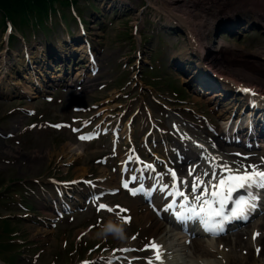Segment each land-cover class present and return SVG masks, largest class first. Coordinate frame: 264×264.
<instances>
[{
    "label": "rangeland",
    "instance_id": "374dc122",
    "mask_svg": "<svg viewBox=\"0 0 264 264\" xmlns=\"http://www.w3.org/2000/svg\"><path fill=\"white\" fill-rule=\"evenodd\" d=\"M132 4L136 6L137 8H142L143 5L147 3H151L153 5L152 8H147L146 11L143 12V17L148 19H152L153 16L156 14L155 8L159 6L158 3L154 2H149L148 0H141L138 2V0H132ZM172 0H168V3H171ZM91 3L97 4L94 0H88L84 2L80 1L78 4V10H82L83 14L87 16L88 20H92L90 17V14H92V9L90 8ZM205 4V1H195L191 5V8L195 11L199 10L201 6ZM173 5V4H172ZM252 3L250 1H245V0H239L237 2V5H230L222 8L215 9L214 11H210V19L212 22H218L222 19L224 20H235L236 18H248L250 21L252 20L253 22H258L259 20L256 18V14L253 13V11L249 8L251 7ZM162 7V6H161ZM165 8V7H162ZM126 10H129V12ZM124 14H128L125 16L126 19H131L133 18L134 14L137 12L132 11V9L125 8ZM218 13H221L217 15ZM175 14H178L177 12ZM107 15V14H105ZM161 15V14H159ZM180 15V14H178ZM181 16V15H180ZM157 18V17H155ZM27 16L22 18V20L17 19L19 23L26 22ZM185 19V17H184ZM59 20V18H58ZM186 20V19H185ZM258 20V21H257ZM124 22L122 18H118V23L116 24L118 27H121V24ZM193 23H197L198 19L192 18ZM65 22L69 25L70 21L68 19L65 20ZM59 24H55L54 28V33L58 36V38H62V36H65V31L64 27H62L61 23L58 22ZM16 24V23H15ZM205 24V23H204ZM257 24H263V23H257ZM91 26V28L94 26L96 28H100V25L98 23H91L88 25V27ZM116 27H111L107 28L109 32H102L103 36L100 38L99 42L103 43V50L106 53L105 56L108 58L114 57V59L117 58V54L120 52V57L125 53V51L131 49L132 45L136 43V40H127L130 41L129 44L125 47L124 44L126 42L122 39L125 37H121V39H118L119 41H122V46L118 49L119 52H117L112 45V39H115L116 32L118 31L119 28ZM16 27V25H15ZM17 29V28H16ZM30 29V28H29ZM18 30V29H17ZM23 32L27 31V26L22 29ZM68 30L71 31V35H75V38L78 37V32L77 29L75 28L74 24H71V28ZM104 30V28H102ZM263 34H264V29ZM4 33V25L0 23V54L3 52L4 45H5V35ZM115 33L114 35H112ZM163 35H167V28L163 30ZM40 34V33H39ZM245 36L241 39H237V36H224L222 34H218L217 37H223L224 39H221L222 43V49L220 50V53L222 54L221 58L224 59L228 63H234V65H238L237 67H246L250 66L252 64L253 66H259L258 61L256 58L260 59L259 57L254 56L258 55V53H263L264 52V35L259 34L255 30H249L246 33H243ZM42 35V34H41ZM124 35V34H123ZM115 36V37H114ZM126 37H129V35H126ZM148 35H145L146 41L148 40ZM40 39H42V36H39ZM117 38V37H116ZM147 38V39H146ZM169 39L175 44L174 38L169 35ZM15 42L13 43V46L15 47ZM116 44H119L118 42ZM11 47V45L9 44ZM150 44L146 45V48H149ZM173 50H166L164 54L159 55V59L162 62V68L160 71L157 69L153 71L152 74H150L149 77H156L160 76L162 79L160 82L156 83L154 86L160 87L162 89H167V88H172V90L176 92L183 93L187 99H192L191 96H187L186 92L191 95L190 92H188L187 87L188 86H182L179 80V75L174 71L173 68L169 67V64L164 65L168 59V57L176 53L175 55L178 58L186 60L187 67L191 66L189 65L188 61H194L195 59L191 57H184L186 54L185 49L183 48V43L180 44H175V46H172ZM122 51V52H121ZM111 52H114L112 55L109 54ZM131 56V55H130ZM155 58V57H154ZM17 58H15V61ZM14 61V62H15ZM166 61V62H165ZM206 60L203 62L205 63ZM205 66H209V64H204ZM246 65V66H245ZM214 69V68H212ZM217 71V69H215ZM8 76H13L15 78V74L8 73ZM174 88V89H173ZM181 89H184L185 92ZM89 94V95H87ZM101 94L95 93V91H89V93H81V101L79 104H86L92 102L93 99H97L100 97ZM13 103V101H11ZM10 102H5L4 100H0V129H5L6 132L9 131L11 127H15L17 125L19 126H25L29 122L33 121L32 119H25L21 114H18L16 118H6L4 119V114L6 113V110L8 111L14 106H17L15 103L11 104ZM68 103H71V97L64 103L62 104L59 108H55L53 106H49V113L47 114L48 119H53V120H65L68 117L69 114V105ZM10 132V131H9ZM15 135V138L13 141L18 142L20 140V145L18 147L14 145H9L13 144L12 141L7 140V147H4L6 149V152L11 153L13 155L12 159L15 160V163L13 165H4L0 163V217L1 218H7V214L9 213L10 210H14V208H8V211L6 210V207L8 206V199L5 196H10L11 193L16 192L19 193L20 195L22 194V189L24 188L23 183L16 184L17 181L20 180H27L29 178H37L41 177L44 173L46 172H51L52 168L55 166V158L57 157V150L65 144H59L58 141L56 140V137L54 135H48V134H42L40 136H34L33 134H30L29 136L25 135L21 137V132L18 129H15L14 132H12ZM67 140V139H66ZM68 141V140H67ZM68 143V142H66ZM48 150L51 155L48 158H45L46 155H44L46 152L45 150ZM4 152V149L0 147V157H4L5 155L2 154ZM39 156V157H38ZM9 159V158H8ZM10 160V159H9ZM10 163L12 161L10 160ZM22 212V211H21ZM11 222H8L9 227L11 229H15L19 232H21L22 235V240L23 239H29L35 235H37L34 227L29 226L26 222L20 221L18 219L11 218ZM0 226H4V222H0ZM244 236V235H243ZM8 239V238H7ZM5 237L3 236L0 239V253L2 254L1 259L5 262H8L9 260H12L14 264H26L25 260H21L20 257L17 256L18 250H21L22 244L19 246V244L13 243L10 245V242L7 241ZM53 245L55 248L52 247V251H56L59 249V244H60V238H53ZM47 248L48 245H44V248ZM28 248L25 250L27 251ZM51 251V252H52ZM4 252V253H2ZM52 254V253H50ZM251 255L247 256L250 257ZM11 257V259L8 260V258ZM9 263V262H8ZM12 263V264H13ZM256 264V263H255Z\"/></svg>",
    "mask_w": 264,
    "mask_h": 264
},
{
    "label": "bare ground",
    "instance_id": "6f19581e",
    "mask_svg": "<svg viewBox=\"0 0 264 264\" xmlns=\"http://www.w3.org/2000/svg\"><path fill=\"white\" fill-rule=\"evenodd\" d=\"M114 0H99L98 1V5H100L101 7L106 6V5H110V4H115L113 3ZM119 1V0H117ZM122 3L120 2V6H124V5H128L129 2L127 0H121ZM153 1V0H152ZM159 6H158V11L157 14L160 12L161 10V14L167 18H171L172 22L175 21V19H177L178 16L175 13L177 12L178 14H180L181 16L186 18H189L188 16H191L194 19H198L197 23H202V21L206 20L207 17H209L210 15L206 14L203 9H199L197 11L191 9V4L195 3V1H205V10L210 12L218 7L222 8V7H226L229 6V4L231 5H237V2L239 0H172L171 3H168V0H155ZM250 2L252 3L251 7L249 8V10L251 9L253 11L254 14L258 15V17L263 21H264V0H250ZM173 4V5H172ZM165 8H162V7ZM188 15V16H187ZM134 17H136V15H134ZM171 23V22H170ZM179 23L184 24L185 22L182 21V19H180ZM195 23V24H197ZM186 24V23H185ZM186 28L183 29L185 33H189L188 31V25L185 26ZM211 46L212 48H217V47H221L220 46V42L217 45L215 44H211L209 46V51L211 50ZM65 58L68 57V55L64 54ZM61 55V56H63ZM202 57L198 56L197 57V62H195L194 64V69H201L203 68L202 66ZM48 59L47 57H43L42 61H46ZM231 72H232V77H235V80L237 81V83H247L249 86H256L258 87L260 90H262L264 92V77L261 76L260 74L262 72L258 71V70H248V69H242V70H238V69H233L231 68ZM229 73V72H228ZM191 74L189 73L188 76L185 78L186 80H189V78H191ZM224 74L227 76V73L224 72ZM220 76H224L223 73L219 74ZM224 76L226 79H229L228 76L226 77ZM233 80V79H230ZM257 84L259 86H257ZM222 89L225 88V86L222 84L221 85ZM214 99L216 101H218V98H215V96H212L211 98H207L206 101H214ZM220 113H217L216 116L219 119H223L225 114L223 111H219ZM65 152L67 153V156H69L70 154H74L76 158H80V153L75 152L74 148H71V145H67L65 144L64 147L62 148V153L65 154ZM66 156V155H64ZM82 157H84V155H82ZM70 160V159H69ZM80 170V176H77L78 178L82 177L83 175H86L85 169H79ZM138 220H144L145 223H150V227H149V231L150 234H155L157 236H168L170 234V230L169 225H167L164 222H160L158 220H154L152 217L149 216V214L147 213H142L141 216H137ZM35 231H40V234H44V231L42 230V228H35ZM163 236V237H164ZM219 242H224V243H229L230 245H234L235 248L241 246L242 244L244 245H248V247L251 245H249L248 243H243V241H241L240 238V234L235 236V239H232L230 237L222 239V240H218L217 244ZM261 245L263 246L262 249H264V238L261 239ZM213 243L212 242H204V241H200V240H196L195 242H192L191 247H188V250L190 251V259L188 261V264H197L198 260L200 259H204V260H209L211 258H214L215 256L210 253L209 249L213 248ZM249 247V249H250ZM261 249V254L259 255L258 258L255 257V255L252 252V256L247 259V257L243 256V255H236L235 253H229V254H224L225 258L228 260V263L230 264H262V262H264V250L262 251Z\"/></svg>",
    "mask_w": 264,
    "mask_h": 264
},
{
    "label": "snow or ice",
    "instance_id": "6c2138e0",
    "mask_svg": "<svg viewBox=\"0 0 264 264\" xmlns=\"http://www.w3.org/2000/svg\"><path fill=\"white\" fill-rule=\"evenodd\" d=\"M59 127V126H57ZM81 140L86 139V137H79ZM224 171L228 173L227 176H221L218 178L216 183L212 180L207 181L208 187H204L205 182L197 177L192 182V201L195 202L197 206L185 207V211L189 214L187 218L189 219H199L205 231L213 235H218L223 231L222 223L228 219L242 218L247 215V213L255 207L251 198H238L234 201L233 207L230 210V216L226 215L223 209L226 207L229 201L233 200V193L239 189H251L253 186L264 187V170H259L255 165H249L246 168L235 170L231 169L227 165L224 166ZM191 174V173H190ZM170 175L175 181L177 179L175 172H171ZM207 175V173H205ZM213 179H217V174L213 172ZM127 187V185H124ZM167 187V186H165ZM163 190V189H161ZM170 195H176L183 197L185 200L188 199L186 194L179 189ZM208 197H211L209 199ZM172 205L169 204V208ZM107 208L106 205H99V209ZM109 212L114 211L111 208H107ZM126 209H120V212H125ZM219 217L221 218L216 223H212L213 219ZM183 218V217H182ZM123 219V217H122ZM127 222V220H125ZM258 233L254 234L253 238ZM149 247L152 248L156 260L161 259V253L159 246L156 244H151ZM122 251H127V249H122ZM148 264H152V260H148Z\"/></svg>",
    "mask_w": 264,
    "mask_h": 264
},
{
    "label": "trees",
    "instance_id": "16d2710c",
    "mask_svg": "<svg viewBox=\"0 0 264 264\" xmlns=\"http://www.w3.org/2000/svg\"><path fill=\"white\" fill-rule=\"evenodd\" d=\"M56 1L63 0H0V11L9 14L11 17L19 16L21 18L33 16V13L37 12L36 17H40L45 9Z\"/></svg>",
    "mask_w": 264,
    "mask_h": 264
}]
</instances>
